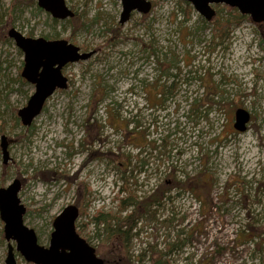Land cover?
Segmentation results:
<instances>
[{
	"label": "rangeland",
	"instance_id": "obj_1",
	"mask_svg": "<svg viewBox=\"0 0 264 264\" xmlns=\"http://www.w3.org/2000/svg\"><path fill=\"white\" fill-rule=\"evenodd\" d=\"M11 1L0 0V137L6 136L9 151L4 164L0 150V186L20 180L18 197L28 210L23 221L38 243L48 245L53 218L73 203L79 208L75 225L80 235L99 256L108 250L106 233L92 216L118 210L123 183L112 165L89 157L80 142H92L91 149L101 154L108 149L135 154L137 149L120 146V132L110 127H121L119 118L133 117L140 121L141 133L145 129V140L166 144L141 149L147 164L144 171L133 169L127 186L144 195L169 178L172 168L178 178L205 168L213 181V207L207 213L191 192H171L170 200L152 208L149 222L132 230L128 253L136 255L147 246L165 250L177 242L166 255L170 264H264V240L257 249L254 241L238 244L245 222L264 225V26L258 25L264 22L246 15L216 37L211 22L236 8L214 4L215 15L207 21L190 6L184 20L183 0H150L156 2L148 13L134 11L120 24L121 0H65L77 17L72 31L67 19L51 17L36 1L7 15ZM80 21L88 26L78 28ZM9 24L29 37L70 36L81 51H94L87 60L62 68L67 88L57 89L29 126L15 123L33 86L18 80L23 54L6 34ZM107 27H117L115 34ZM156 55L165 66L173 64L168 72L177 77L160 76ZM208 80L216 92L213 100L223 105L201 106L197 116L188 117L190 104L201 98ZM155 82H174L173 94L161 106L151 105ZM237 107L250 113L244 132L232 126ZM86 119L93 130L84 127ZM141 133H136L138 143L144 142ZM34 170L43 173L33 178ZM57 173L66 177L57 178ZM78 190L88 194L79 199ZM2 228L0 220V264L7 245ZM15 257L17 264H33L18 252Z\"/></svg>",
	"mask_w": 264,
	"mask_h": 264
},
{
	"label": "water",
	"instance_id": "obj_2",
	"mask_svg": "<svg viewBox=\"0 0 264 264\" xmlns=\"http://www.w3.org/2000/svg\"><path fill=\"white\" fill-rule=\"evenodd\" d=\"M39 8L57 20L74 16L65 0H35ZM196 12L210 21L215 15L214 4H225L236 8L240 14L248 15L255 23L264 22V0H185ZM152 7L150 0H121L119 23H125L136 11L148 13ZM7 36L11 38L23 54L20 76L33 86V92L16 115L23 126H29L38 116L47 99L57 90L67 88L68 78L62 68L68 64L90 58L94 51H81L80 47L64 38L25 36L10 27ZM233 128L244 132L250 121V113L237 107L234 110ZM8 141L0 137L2 162L9 160ZM21 182L14 178L8 185L0 186V220L3 236L7 241L4 264H17L15 252L33 264H104L94 246L76 231L75 222L78 207L71 203L55 215L47 246L40 245L32 228L24 224L26 206L21 203L18 192ZM12 242L15 244L13 245Z\"/></svg>",
	"mask_w": 264,
	"mask_h": 264
},
{
	"label": "trees",
	"instance_id": "obj_3",
	"mask_svg": "<svg viewBox=\"0 0 264 264\" xmlns=\"http://www.w3.org/2000/svg\"><path fill=\"white\" fill-rule=\"evenodd\" d=\"M156 1L152 2V6L155 4ZM185 8H183V19L187 20L188 13L191 10V5L189 2L183 0ZM35 0H12L10 6L7 10V15H10L12 11L19 7V6H28L34 5ZM38 9H40L37 6ZM224 8V6L218 7L216 6V10ZM11 12V13H10ZM246 18V15L240 14L235 9H228L225 12V16L216 15L215 19L211 22V31L213 35L215 34L216 37H221L223 32L230 27H234L239 25V23ZM77 19L76 14L71 18H67L68 23L72 24V20ZM263 25L264 24H258ZM11 25L9 24V27ZM88 26V23H84L80 21V25L78 26L81 28H85ZM71 30L74 31L76 29L75 26H71ZM106 31L114 32L117 30V27H107L105 28ZM113 35L110 36V39H113ZM48 39H52V37H45ZM67 40H71V37H67ZM84 50V49H82ZM150 53L155 55V49L151 48ZM155 60L158 64L160 76L170 77L173 78L177 77L175 74H170L168 70L173 67L165 66L164 62L158 58L156 55ZM18 80L21 84L27 83L20 74L18 75ZM204 92L199 99H194L193 102L190 104L191 108L187 113L188 117L197 116L196 112L199 110L198 108L201 106L209 107L211 105L222 106L223 103L221 100L214 101L213 96L216 95L215 90L213 91V86L209 83V80L206 82ZM153 88V98L154 101H151V105H162V101L171 96L174 92V82L170 85L166 84H158L155 82L151 85ZM150 96V92H149ZM160 102V103H159ZM199 112V111H198ZM199 114V113H197ZM122 125L121 127H117L114 124L110 125L114 130L120 132L121 135V145H127L130 148L137 149L138 151L135 154H131L130 152H112L110 149L103 152L97 153L91 149V143L88 141L80 142V146L82 149L87 151L89 157L98 158V159H105L107 163L112 165V168L115 172L119 175L123 185L120 187V191L125 192L124 196H120L118 199V210L113 213H104L101 210L97 211L95 215L92 216V220L96 226L99 224L102 225L105 231L104 241L109 244L108 250L103 252L100 257L103 258L104 264H144L145 258H147L146 264H170L169 260L167 259L166 255L169 253L172 247L176 246L177 242L169 243L165 250H155L152 246H147L143 251H140L136 255H131L128 253V240L131 237L132 230L136 227L138 223L142 221L149 222L153 218L154 212L152 208L156 206H160L163 201L170 200V193L177 192H191V194L198 199L201 205L205 207L206 212L210 213L213 203H212V196H210L211 187L213 185V181L211 176L207 175L205 168H200V171L193 175H185L183 178H178L175 174V169H171L167 175L170 176L169 178H165L161 180L157 185H155L147 194L144 195H136V193L127 186L128 180L132 179V172L134 168H137L138 171H144L143 166L147 164L148 158L147 156L140 157L143 154V147H149V149H156L159 145L164 146L166 143L162 141L161 144L156 145L154 141L149 142L145 140L146 131L145 129L141 131L139 130L141 127L140 121L137 119L128 118V119H120ZM118 120V121H119ZM20 122L19 118L15 116V123ZM84 127L89 131L93 130L92 124H88V120L86 119ZM27 129V128H26ZM28 130V129H27ZM141 133V138H143V143H138L136 140L138 137L136 133ZM97 133V132H96ZM89 145V146H87ZM87 146V147H86ZM119 146V147H120ZM118 149L120 150V148ZM140 149V150H139ZM142 149V150H141ZM140 151V152H139ZM160 155L162 152L158 151ZM133 162V163H132ZM204 166V165H203ZM202 169V170H201ZM52 173V171H50ZM41 170H34L31 177L37 178L42 175ZM54 173V172H53ZM205 175L207 178H205ZM57 178H64L66 175L63 173H57ZM135 183V182H134ZM1 185V184H0ZM85 192L88 194L86 190L80 193L79 199L84 197ZM223 201V200H222ZM28 213L26 209L25 215ZM206 214V213H203ZM24 215V216H25ZM168 223V222H164ZM76 226V225H75ZM77 232L81 234V229L76 228ZM255 231L254 233H252ZM251 232V233H250ZM243 234V240L238 242V244H243L246 241H254L257 246L260 245L261 240H264V225L262 228H258L255 225V222H245L244 227L241 230ZM245 237V238H244ZM236 239V238H235ZM88 243V238L85 239ZM90 244V243H89ZM96 249V248H95ZM96 253L98 254V250L96 249ZM99 255V254H98Z\"/></svg>",
	"mask_w": 264,
	"mask_h": 264
},
{
	"label": "flooded vegetation",
	"instance_id": "obj_4",
	"mask_svg": "<svg viewBox=\"0 0 264 264\" xmlns=\"http://www.w3.org/2000/svg\"><path fill=\"white\" fill-rule=\"evenodd\" d=\"M73 179H74V176H73Z\"/></svg>",
	"mask_w": 264,
	"mask_h": 264
}]
</instances>
